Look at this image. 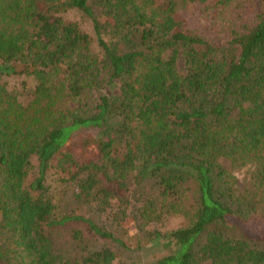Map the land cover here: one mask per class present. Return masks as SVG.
<instances>
[{"label": "trees", "instance_id": "16d2710c", "mask_svg": "<svg viewBox=\"0 0 264 264\" xmlns=\"http://www.w3.org/2000/svg\"><path fill=\"white\" fill-rule=\"evenodd\" d=\"M181 1L189 17L174 0H0V264H70L50 232L72 225L110 246L81 264H137L160 240L155 264H264V0ZM130 175L154 192L119 212L135 248L70 209L112 217ZM173 215L186 224L163 233Z\"/></svg>", "mask_w": 264, "mask_h": 264}, {"label": "rangeland", "instance_id": "374dc122", "mask_svg": "<svg viewBox=\"0 0 264 264\" xmlns=\"http://www.w3.org/2000/svg\"><path fill=\"white\" fill-rule=\"evenodd\" d=\"M177 4V9L189 17V12L191 8L187 3H184L181 0H174ZM76 17V15H75ZM81 26L83 30L91 34V37L94 38L92 33V28L90 23L86 19H80ZM21 78H14L12 81L8 82L9 90L12 89L15 91L14 95L18 96V100L27 104L30 101L31 97L28 92H23L21 89ZM115 93V91H111ZM109 93V92H107ZM67 107L72 106L69 102L65 103ZM221 164L227 168L235 178V188L237 194H243L250 189V180L245 168H233L225 160H221ZM77 185V184H75ZM128 187L131 189L128 197V204H122L118 201L111 204L113 208L112 213H117L112 217L111 215H103L102 212H95L92 207H94L95 202H87L81 200H74L71 204L70 209L74 210L77 214L86 215L87 217L93 219L96 224L104 227V229L112 232L115 237L122 239L129 247L135 248V243L137 241V236H141L142 231L136 229V227L131 228L129 231H125L122 227L125 219L121 213L125 211L130 213L131 211L137 213L139 207L147 200V198L153 197L154 192L151 186L152 183H142L137 184L135 182L134 176L130 175L127 181ZM72 193V190H69ZM140 223V222H138ZM160 229L163 233L171 231L175 228L184 226L186 224V219L181 216H168L160 222ZM137 224V223H136ZM138 225V224H137ZM250 229L253 232L261 233L264 232V224L254 223L250 226ZM80 232V238H77L74 234ZM50 238L53 242V250L59 254V259L67 260L70 264H81L90 254L97 252L105 247H110L105 244L104 241L98 239L95 236H92L91 233H88L84 230V227L80 225H72L65 228H60L50 232ZM158 242V241H157ZM162 241L160 240L159 243ZM159 243L152 242L140 251V258L137 264H155V261L158 258H161L163 255L168 253V250L162 248ZM119 256L123 258L124 253L119 251ZM128 255V252L125 253ZM139 255V253H138Z\"/></svg>", "mask_w": 264, "mask_h": 264}]
</instances>
